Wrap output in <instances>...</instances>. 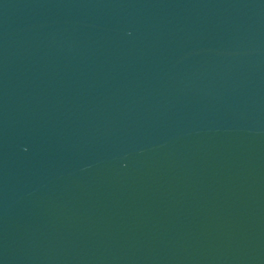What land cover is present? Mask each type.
Listing matches in <instances>:
<instances>
[{"label":"water","instance_id":"1","mask_svg":"<svg viewBox=\"0 0 264 264\" xmlns=\"http://www.w3.org/2000/svg\"><path fill=\"white\" fill-rule=\"evenodd\" d=\"M0 264H264V0H0Z\"/></svg>","mask_w":264,"mask_h":264}]
</instances>
